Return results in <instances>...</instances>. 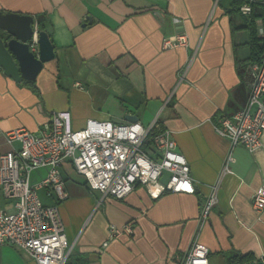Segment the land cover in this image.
<instances>
[{
    "label": "crops",
    "instance_id": "0c3cea01",
    "mask_svg": "<svg viewBox=\"0 0 264 264\" xmlns=\"http://www.w3.org/2000/svg\"><path fill=\"white\" fill-rule=\"evenodd\" d=\"M245 3L249 15L240 10ZM0 10L33 15L38 30L43 22L56 52L32 84L0 67V156L20 146L7 132H39L53 112L65 110L75 129L90 118L125 122L133 114L144 126L158 120L190 164L194 194L155 198L137 185L116 199L89 190L65 162L67 196L58 206L73 246L69 264H179L196 238L208 247L210 264H228L235 253L264 258V211L252 206L264 186V132L251 152L241 145L231 150L215 131L220 117L248 102V65L264 51V0H0ZM179 32L188 46L163 48ZM230 151V172L219 181ZM47 171L35 169L31 183ZM216 184L217 203L201 222V206ZM37 193L55 203L46 188ZM0 208H11L1 189ZM127 224L131 233L123 231ZM113 227L122 232L111 238ZM0 264L38 263L0 245Z\"/></svg>",
    "mask_w": 264,
    "mask_h": 264
},
{
    "label": "built area",
    "instance_id": "2783aa9c",
    "mask_svg": "<svg viewBox=\"0 0 264 264\" xmlns=\"http://www.w3.org/2000/svg\"><path fill=\"white\" fill-rule=\"evenodd\" d=\"M240 10L249 15L251 4H243ZM37 41L35 32L32 51H37ZM188 44L186 33L179 32L165 38L163 48ZM248 74V102L234 115L220 117L215 131L230 140L231 150L241 145L254 152L261 146L264 132V53L259 61L250 62ZM6 137L9 142L19 141L20 146L0 156V189L11 203L8 210L0 208V245L14 246L38 264H67L72 254L58 206L67 196L61 173L65 162L84 177L89 190L116 199L126 197L137 185L155 198L166 193L196 192L188 160L178 149L173 132L158 120L144 126L139 120L90 118L84 127L75 129L70 112L63 110L53 112L39 132L17 128L7 132ZM232 161L230 151L219 181L230 172ZM40 167H46L47 174L32 184L30 175ZM39 187L46 188L54 204L41 200ZM217 188L216 184L201 206V222L209 220L217 203ZM252 206L260 214L264 211V186L252 196ZM123 231L131 233L132 225H125ZM121 232L113 227L111 238ZM179 264H210L208 247L196 238Z\"/></svg>",
    "mask_w": 264,
    "mask_h": 264
},
{
    "label": "water",
    "instance_id": "95a60500",
    "mask_svg": "<svg viewBox=\"0 0 264 264\" xmlns=\"http://www.w3.org/2000/svg\"><path fill=\"white\" fill-rule=\"evenodd\" d=\"M35 32L37 51H32ZM55 55V45L48 32L37 29L33 15L0 10V67L7 76L17 82L33 81ZM126 120L136 122L139 118L128 114ZM243 264H264V258Z\"/></svg>",
    "mask_w": 264,
    "mask_h": 264
},
{
    "label": "trees",
    "instance_id": "16d2710c",
    "mask_svg": "<svg viewBox=\"0 0 264 264\" xmlns=\"http://www.w3.org/2000/svg\"><path fill=\"white\" fill-rule=\"evenodd\" d=\"M234 4L235 5H239V0H234ZM42 28L44 29V25L43 22L41 23ZM45 30V29H44ZM264 51L260 53H254L255 56L253 57V60L255 61H259L262 58ZM24 83L26 84H32V81H25ZM251 261H256L254 254L252 253H246V254H242V253H235L233 255H231L228 258V264H243V263H248ZM72 263V254L70 255L69 261L67 262V264ZM80 264H88L86 259H82Z\"/></svg>",
    "mask_w": 264,
    "mask_h": 264
}]
</instances>
